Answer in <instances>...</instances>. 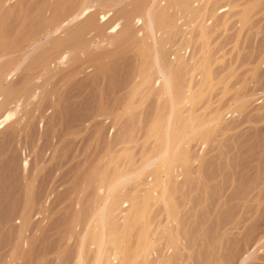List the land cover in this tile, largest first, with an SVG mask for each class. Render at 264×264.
<instances>
[{"label":"rangeland","instance_id":"rangeland-1","mask_svg":"<svg viewBox=\"0 0 264 264\" xmlns=\"http://www.w3.org/2000/svg\"><path fill=\"white\" fill-rule=\"evenodd\" d=\"M73 2L0 0V53L9 64L4 78L0 61V105L19 111L0 127V264H81L80 254L83 264H95L90 231L100 183L129 171L153 145L152 125L163 108L159 82L155 75L143 81L149 63L135 31L140 23H123L132 6L152 0L107 3L109 15L98 27L56 46L60 35L92 16L47 34ZM200 25L212 80L197 111L216 113L219 121L191 139L188 163L182 171L176 166L168 183L178 249L165 236L147 264H264V0L207 2L189 43L184 21L178 23L172 44L184 47L176 69L183 87L202 80ZM46 62L56 67L43 70ZM153 176L146 173L113 194L108 234L132 209L126 198L135 193L132 201L143 203ZM135 209L123 246L138 229ZM149 215L156 234L165 224L161 200Z\"/></svg>","mask_w":264,"mask_h":264},{"label":"bare ground","instance_id":"bare-ground-1","mask_svg":"<svg viewBox=\"0 0 264 264\" xmlns=\"http://www.w3.org/2000/svg\"><path fill=\"white\" fill-rule=\"evenodd\" d=\"M122 1L74 0L73 6L54 20L47 28L46 33H56L86 15L92 14L75 30L66 31L60 35L55 45H63L73 37L79 38L88 35L108 17L109 11L105 9L106 4L114 5ZM209 1L211 0H152L148 5L138 4L132 6L129 10L130 15L124 17L123 23L127 28H133L135 23H140V26L135 28V31L141 38L143 59L149 63L146 74L143 76V81L147 82L151 76H156L159 82L158 92L163 100V108L152 125L153 145L144 154L139 163L129 171L115 173L112 177L102 180L100 183L97 190L100 207L93 214V226L90 231L92 246L97 249L95 264H147L156 245L165 236H168L169 246L178 249L179 236L170 232V226L177 221V207L168 183L170 178L177 177L175 167L179 166L181 170L188 163L185 151H188L191 139L205 135L209 129L215 128L219 121V115L216 113L201 115L197 111V104L203 96L205 86H209L212 80L206 27L200 25L197 29V34L203 41L200 48L202 49L204 45L202 50H206L204 52L201 50L205 55L198 65L202 72V80L195 88L190 85L183 87L178 83L176 69L180 63L184 62L182 52L184 47L181 45L174 46L172 39L178 29V23L184 21L183 34L187 35L186 43L191 41L195 20L202 16V10ZM98 8H101V10L98 11ZM112 21L116 22V18ZM35 43H32L31 47ZM185 47H187V44ZM3 59L4 56L0 53V61H3ZM58 63L61 64L60 62ZM3 64L4 70L1 71L3 72L2 76L5 78L9 76L7 69L9 64L8 62ZM50 64L46 62L43 70L44 68L49 69L47 68L49 66L50 68L51 66L52 68L56 67L54 63ZM56 65L58 68V64ZM16 67L18 68V66ZM8 107L0 105V127L8 121L11 114L19 112H16L12 105ZM18 109L20 108L17 107ZM146 173L154 174V176L145 184L142 190L141 195H143L144 201L140 204L141 206L138 202L132 201L138 194L133 193L131 194L133 198L129 197L124 200V202L131 201L132 211L135 208L138 210L139 207L140 210L133 220V226L138 229L133 239L123 246V239L127 235V217L131 210L123 215L121 228L115 233L108 234L105 227L108 205L113 194L119 188ZM89 179L90 177L88 182ZM85 182L83 185L85 184L86 186L88 182ZM30 188H28V191ZM159 200L163 202L165 224L154 235L150 232L152 222L149 220V214L152 204ZM84 240L85 236L82 239V243ZM78 258L80 263L83 264L81 254ZM167 262L165 264H169Z\"/></svg>","mask_w":264,"mask_h":264}]
</instances>
